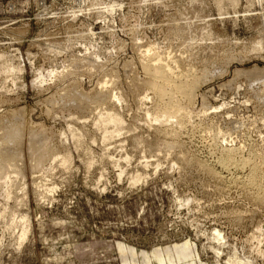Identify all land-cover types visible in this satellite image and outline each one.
<instances>
[{"label": "rangeland", "instance_id": "rangeland-1", "mask_svg": "<svg viewBox=\"0 0 264 264\" xmlns=\"http://www.w3.org/2000/svg\"><path fill=\"white\" fill-rule=\"evenodd\" d=\"M0 264H264V0H0Z\"/></svg>", "mask_w": 264, "mask_h": 264}, {"label": "bare ground", "instance_id": "bare-ground-1", "mask_svg": "<svg viewBox=\"0 0 264 264\" xmlns=\"http://www.w3.org/2000/svg\"><path fill=\"white\" fill-rule=\"evenodd\" d=\"M148 53V52H147ZM144 55V54H143ZM146 55V54H145ZM145 57V56H144ZM151 57V56H150ZM154 57V56H153ZM152 59V58H151ZM154 59V58H153ZM157 59H159V58H157ZM155 60V59H154ZM151 61V60H150ZM156 61V60H155ZM154 62V61H153ZM157 62V61H156ZM159 62V61H158ZM173 62V61H172ZM152 63V62H151ZM172 67V66H171ZM172 69V68H171ZM171 69H167V67H165L163 64L162 65H159V64H152L149 68H148V70H149V72L150 73H152V75H155V76H159L162 80H164L165 81V83L168 85V83L170 82V81H172V82H174V80H171V79H173L174 78V76L172 77V73H171ZM173 71H175L174 69H173ZM176 76V75H175ZM188 76V75H187ZM190 77V76H189ZM175 79V78H174ZM178 82V81H177ZM171 83V82H170ZM170 83H169V85H170ZM175 83V90L179 93V94H182L183 96L184 95H186L187 97H191V95H192V87L187 83V82H185V79L184 80H182L181 82L179 81V83H176V82H174ZM172 84V83H171ZM193 84H195V83H193ZM193 84H191V85H193ZM168 85V86H169ZM157 86V85H156ZM172 86V85H171ZM172 87H174V86H172ZM194 88V87H193ZM168 89V88H167ZM174 89V88H173ZM166 90V87H161L160 89H159V91H160V93L161 92H164ZM168 93V92H167ZM170 95V94H169ZM178 103H176V106H172V108H171V110H165V111H163V116H166V117H174V118H176V117H178V115H180L181 114V112H182V110H183V108H182V106L181 105H177ZM174 105V104H173ZM168 108V107H167ZM166 108V109H167ZM166 117H164L165 118V120L167 119ZM179 120V119H178ZM170 121V120H169ZM22 135H21V131H20V129L19 128H16V130L14 131V132H10V134H9V136L7 135V138L9 139V141L10 140H18L20 137H21ZM217 235H219V234H217ZM220 236V235H219ZM218 237V236H217Z\"/></svg>", "mask_w": 264, "mask_h": 264}]
</instances>
